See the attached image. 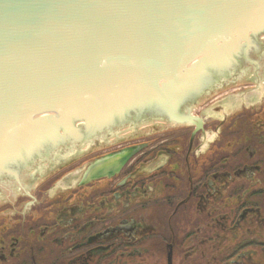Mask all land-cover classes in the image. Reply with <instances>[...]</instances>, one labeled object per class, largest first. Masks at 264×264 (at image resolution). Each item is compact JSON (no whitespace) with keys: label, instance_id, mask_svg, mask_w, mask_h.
<instances>
[{"label":"flooded vegetation","instance_id":"flooded-vegetation-1","mask_svg":"<svg viewBox=\"0 0 264 264\" xmlns=\"http://www.w3.org/2000/svg\"><path fill=\"white\" fill-rule=\"evenodd\" d=\"M210 67L183 87V100L202 95ZM178 123L135 136L128 146L140 149L112 174L88 176L100 161L110 172L109 159L127 147L95 143L59 165L81 162L79 186L48 199L47 219L39 197L30 219L1 218L0 264H264V99Z\"/></svg>","mask_w":264,"mask_h":264},{"label":"water","instance_id":"water-1","mask_svg":"<svg viewBox=\"0 0 264 264\" xmlns=\"http://www.w3.org/2000/svg\"><path fill=\"white\" fill-rule=\"evenodd\" d=\"M205 32L216 43L190 49ZM263 37L264 0H0V148L160 98L150 84L185 120L157 77L173 76L184 56L206 50L208 67ZM135 151L98 173L118 171Z\"/></svg>","mask_w":264,"mask_h":264},{"label":"rangeland","instance_id":"rangeland-1","mask_svg":"<svg viewBox=\"0 0 264 264\" xmlns=\"http://www.w3.org/2000/svg\"><path fill=\"white\" fill-rule=\"evenodd\" d=\"M211 66L208 67L212 70V81L206 83V88H201V96L194 90L189 92V101L180 100L183 83L171 91L178 114L189 113L204 120H217L230 113L233 107L253 105L264 99V37L237 47ZM160 101L161 98L151 99L85 120H67L0 148V219L7 213L14 217V212L16 218H21L26 211L32 212L28 216L30 219L34 214L31 208L38 197L41 203H36L37 209H41L39 212L47 219L48 199L75 192L83 172L81 162L62 170L59 165L75 156L81 157L83 151L95 143L102 146L105 142L108 144L105 148L112 149L118 146L132 148L128 145L142 140L135 138L162 131L164 126L165 131L178 127L179 123L172 119ZM204 135L208 139L211 131L207 130ZM48 169L54 171L50 175L55 174L49 175L51 180L43 182L49 179L45 175ZM36 175L39 177L35 179ZM32 178L34 182L40 178V186L34 187ZM20 232L7 231L8 236L13 237Z\"/></svg>","mask_w":264,"mask_h":264},{"label":"bare ground","instance_id":"bare-ground-1","mask_svg":"<svg viewBox=\"0 0 264 264\" xmlns=\"http://www.w3.org/2000/svg\"><path fill=\"white\" fill-rule=\"evenodd\" d=\"M52 131H54V129H53ZM115 159H116V158H115ZM109 160H111L112 162H115L113 159H109ZM109 164L112 165V164H114V163H109ZM116 164H117V163L115 162L114 165H116ZM102 166H103L104 170L101 169ZM104 166H106V167H104ZM111 168H112V166H109V165H107V164H105V163L103 164L102 161H100L99 165H97L96 167H94L93 169H91V170L89 171L88 176H89L90 179H92V178H97V177L101 176V175L98 173V170L108 172Z\"/></svg>","mask_w":264,"mask_h":264}]
</instances>
